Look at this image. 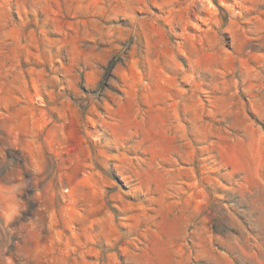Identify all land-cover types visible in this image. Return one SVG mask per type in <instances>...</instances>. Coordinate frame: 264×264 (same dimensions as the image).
<instances>
[{
  "label": "rangeland",
  "instance_id": "rangeland-1",
  "mask_svg": "<svg viewBox=\"0 0 264 264\" xmlns=\"http://www.w3.org/2000/svg\"><path fill=\"white\" fill-rule=\"evenodd\" d=\"M0 264H264V0H0Z\"/></svg>",
  "mask_w": 264,
  "mask_h": 264
}]
</instances>
